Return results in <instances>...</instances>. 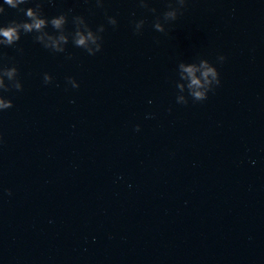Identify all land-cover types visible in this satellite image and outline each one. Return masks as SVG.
<instances>
[{
  "label": "water",
  "instance_id": "obj_1",
  "mask_svg": "<svg viewBox=\"0 0 264 264\" xmlns=\"http://www.w3.org/2000/svg\"><path fill=\"white\" fill-rule=\"evenodd\" d=\"M166 4L105 0L112 28L92 0H51L68 31L105 24L100 52L0 49L23 86L0 112V264H264V0H187L165 34ZM4 7L0 25L25 19ZM200 58L220 85L177 104V64Z\"/></svg>",
  "mask_w": 264,
  "mask_h": 264
},
{
  "label": "clouds",
  "instance_id": "obj_2",
  "mask_svg": "<svg viewBox=\"0 0 264 264\" xmlns=\"http://www.w3.org/2000/svg\"><path fill=\"white\" fill-rule=\"evenodd\" d=\"M51 3V0H3L0 4V15L6 14L5 5L11 9H15L18 13H23L24 20L17 21L15 19L8 21L7 25H0V49L5 47H13L17 45L21 39V34L32 35L34 43L41 45L44 49L51 53H64L65 46L71 41L74 47L83 49L89 56H94L102 49L103 36L105 32V24H99L95 30L90 27L84 16L71 15L72 31H68L66 25L69 23V16L72 9L62 11L58 15L51 18L45 16L43 4ZM86 3L89 0H85ZM95 8L103 9L107 25L116 28L118 21L114 16L107 14L105 9V0H92ZM187 0H167L166 10L160 15H155L152 27L155 31L165 33V25L175 21L178 15H182L185 10ZM32 3L33 7L23 8L21 5ZM138 7L146 9L155 14L156 9L149 7V0H136ZM90 13L92 9L88 10ZM135 16V13H132ZM133 26V34L140 35L145 26V19L131 21ZM51 27L52 31L47 29ZM16 51L22 53L23 49L17 47ZM67 59H71L68 54ZM225 57L217 56V61L223 63ZM178 79L174 82L177 89L176 103L181 105L188 104V97L193 102H202L208 98V93L214 91L220 85L219 73L211 63L206 59H198L191 63L180 61L176 67ZM67 84L73 89L79 87L73 77H66ZM53 77L45 72L43 74V83L51 84ZM21 92L23 86L19 78V70L12 62L11 57L0 52V112L13 107L12 100L4 94L12 91ZM187 93V95H185ZM151 103V101H149ZM171 111V109H169ZM135 131H140V126L136 125ZM9 195L10 190H5Z\"/></svg>",
  "mask_w": 264,
  "mask_h": 264
}]
</instances>
